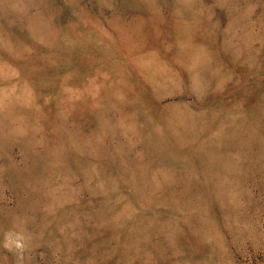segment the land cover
I'll return each instance as SVG.
<instances>
[{
  "label": "rangeland",
  "instance_id": "374dc122",
  "mask_svg": "<svg viewBox=\"0 0 264 264\" xmlns=\"http://www.w3.org/2000/svg\"><path fill=\"white\" fill-rule=\"evenodd\" d=\"M0 264H264V0H0Z\"/></svg>",
  "mask_w": 264,
  "mask_h": 264
}]
</instances>
